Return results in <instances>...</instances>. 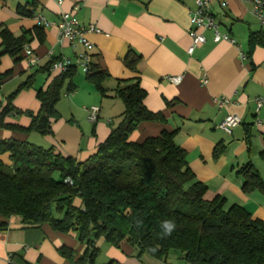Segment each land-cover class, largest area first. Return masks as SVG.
<instances>
[{
	"label": "crops",
	"instance_id": "0c3cea01",
	"mask_svg": "<svg viewBox=\"0 0 264 264\" xmlns=\"http://www.w3.org/2000/svg\"><path fill=\"white\" fill-rule=\"evenodd\" d=\"M208 2L218 30L227 33L236 46L214 42L212 31L205 30V42L188 54L192 43L189 14L196 8L195 0H0V28L15 37L26 33L28 42L24 45L38 57L33 66L22 50L16 56L1 58L0 73L9 72V76L0 84V104L31 76V87L19 92L13 105L35 114L39 109L36 90H45L59 75L50 73L51 62L73 59L83 52L82 46L72 49L67 41H61L55 25L39 27L33 16L19 15V8L55 23L61 14L78 6L77 20L99 30L86 37L94 46L93 63L108 74L102 85L103 96L87 82L83 72L73 69L75 89L66 94L63 87L55 105L59 118L51 121V135L23 134L0 127V140L28 141L52 148L63 157L85 161L121 121L123 104L114 96L115 89L137 79L146 93L144 106L160 112L165 121L140 123L128 139L140 143L162 131H176L174 141L186 153L188 168L196 181L206 186L204 199L223 197L226 207L238 205L253 219L264 222V197L257 191L244 193L243 179L237 174L250 164L264 181V101L259 108L256 105V99H264V23L253 15L245 0ZM36 27L43 30L42 43L34 38ZM251 34H256L258 41L253 46L249 44ZM129 52L139 57L135 72L123 64ZM240 52L248 57L241 60ZM168 76H180L181 81L171 84ZM202 78L207 79L205 85ZM219 98L228 101L221 109L213 101ZM91 106L99 109L95 123L87 120L86 109ZM226 115L241 120L230 134L216 128ZM4 123L26 128L30 118L9 115ZM218 145L223 146V152L214 158L213 150ZM1 159L9 163L6 156ZM60 247L72 250L73 257L63 258L57 251ZM96 247L99 254L95 264H187L177 252L158 260L138 255V250L125 242L116 248L99 240ZM84 250L72 232L27 227L19 217L0 219V264H77Z\"/></svg>",
	"mask_w": 264,
	"mask_h": 264
},
{
	"label": "trees",
	"instance_id": "16d2710c",
	"mask_svg": "<svg viewBox=\"0 0 264 264\" xmlns=\"http://www.w3.org/2000/svg\"><path fill=\"white\" fill-rule=\"evenodd\" d=\"M17 13L31 17L33 11L19 8ZM33 34L40 43L44 41L42 29L36 27ZM26 35L15 37L1 27L0 60L18 55L28 42ZM256 38V34L250 35V46L258 42ZM138 61L139 57L129 52L123 64L135 72ZM75 73L70 69L55 76L45 90H36L39 109L35 114L13 105L15 96L31 87L32 77H28L0 104V127L51 135V121L59 118L55 105L64 86V93L74 91ZM8 76L9 72L0 73V84ZM107 78L106 71L93 62L85 74L87 82L103 96ZM114 96L123 104L121 121L85 161L63 157L52 148L28 141L0 140V219L19 217L27 227L47 226L54 232L74 233L85 246L77 264H95L99 240L116 248L128 243L138 255L158 260L177 252L187 264H264V222L253 219L238 205L226 207L223 197L204 199L206 186L196 181L188 168L186 153L174 141L176 131H162L140 143L128 139L140 123L165 121L160 112L144 106L146 93L139 81L117 87ZM9 115H26L30 123L26 128L5 124ZM222 152V145L215 146L213 157ZM6 166L9 172L4 171ZM237 174L243 179L244 193L257 191L264 197V181L250 164ZM165 220H174L177 230L161 238ZM153 247L156 252L149 251ZM57 251L63 258L73 257L66 247Z\"/></svg>",
	"mask_w": 264,
	"mask_h": 264
},
{
	"label": "built area",
	"instance_id": "2783aa9c",
	"mask_svg": "<svg viewBox=\"0 0 264 264\" xmlns=\"http://www.w3.org/2000/svg\"><path fill=\"white\" fill-rule=\"evenodd\" d=\"M250 6L251 12L258 19L260 23H264V0H245ZM195 10L189 14L190 29L188 34L192 40L191 46L188 48V54H191L193 49L205 42V38L202 34L205 30H211L213 33V41L220 42L225 41L231 45H235L234 40L227 34L221 33L213 19L211 6L208 0H195ZM221 6H226V3H221ZM78 10V6H74L71 12L63 13L55 23H48L41 14L32 13V16L39 27H46L48 25H55L60 32V40L67 41L72 49H75L78 45L82 46L83 52L76 54L73 59L61 58L52 61L49 66L50 73L65 74L70 69H78L84 74L89 70L93 62V48L94 46L87 40V34L99 33V30L94 25H83L75 17V12ZM22 52L25 57H28L29 64L35 65L38 61V57L33 53L26 45L22 47ZM241 60L246 59V54L239 53ZM171 84H179L181 81L180 76L166 78ZM201 83L205 85L207 83L206 78H202ZM216 105L221 109L228 104V101L224 98L214 99ZM264 101L263 98L256 99L257 108H259ZM87 120L90 123H95L98 117L99 109L96 106H91L86 109ZM241 120L236 115H226L216 128L223 131L226 134H230L231 131L239 126Z\"/></svg>",
	"mask_w": 264,
	"mask_h": 264
},
{
	"label": "clouds",
	"instance_id": "9594fccd",
	"mask_svg": "<svg viewBox=\"0 0 264 264\" xmlns=\"http://www.w3.org/2000/svg\"><path fill=\"white\" fill-rule=\"evenodd\" d=\"M137 227H140V222L137 221ZM162 228V236L161 238H166L168 236H171L173 232L177 230L176 222L174 220H165L162 222L161 225ZM150 252H156V248H150Z\"/></svg>",
	"mask_w": 264,
	"mask_h": 264
},
{
	"label": "rangeland",
	"instance_id": "374dc122",
	"mask_svg": "<svg viewBox=\"0 0 264 264\" xmlns=\"http://www.w3.org/2000/svg\"><path fill=\"white\" fill-rule=\"evenodd\" d=\"M4 171L9 172L10 171L9 166L8 167L6 166V168H4Z\"/></svg>",
	"mask_w": 264,
	"mask_h": 264
}]
</instances>
